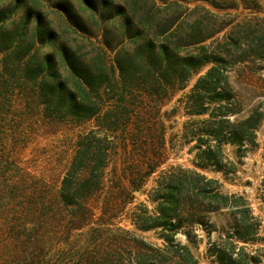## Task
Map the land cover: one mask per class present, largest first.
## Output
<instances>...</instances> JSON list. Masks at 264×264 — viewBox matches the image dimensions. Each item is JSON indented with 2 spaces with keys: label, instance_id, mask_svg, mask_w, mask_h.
<instances>
[{
  "label": "trees",
  "instance_id": "obj_1",
  "mask_svg": "<svg viewBox=\"0 0 264 264\" xmlns=\"http://www.w3.org/2000/svg\"><path fill=\"white\" fill-rule=\"evenodd\" d=\"M189 1H204L216 10L236 9L246 1L261 2ZM137 2L114 6L116 15L125 19L121 35L127 41L114 47L105 41L113 52L110 63L98 52L85 64L64 48L58 61L50 54L40 60L34 54L27 58L38 29L27 41L26 20L11 29L7 25L18 4L0 11V53H4L5 70L10 57L12 74L18 73V78L34 85L47 117H71L79 122L94 119L107 132L100 136L89 131L78 139L60 197L65 205H73L75 218L83 219L89 213L86 202L100 188L108 158L115 152L113 143L121 144L125 160L116 178L117 191L111 192L109 201L129 197L132 190L141 188L161 164L165 139L163 131L157 129L155 114L134 113L128 100L139 95L159 107L163 99L185 88L205 69L179 99L189 117L181 129L182 145H190L188 151L194 152L193 167L171 164L157 175L147 193L152 209L140 203L128 215L132 232L139 235L130 234L129 239L113 235L107 244L109 251L98 264H200L190 245L202 241V234L209 238L212 233L216 237L206 242V256L215 264L258 262L251 260L246 245H239L251 242L260 224L248 200L241 194L224 192L219 179L202 170L224 175L234 172L235 163L225 153V146L243 156L257 145V128L264 113L257 108L244 113L230 71L235 63H244L251 56L264 60V17L256 16L257 22L251 17L225 22L219 12L202 5L183 14L182 4L171 0L158 7L157 12L164 16L155 25L148 1H144L140 15ZM133 18L136 21L132 22ZM102 92L114 101L105 111ZM81 172L87 175L78 178ZM144 233H152L155 241Z\"/></svg>",
  "mask_w": 264,
  "mask_h": 264
},
{
  "label": "rangeland",
  "instance_id": "obj_2",
  "mask_svg": "<svg viewBox=\"0 0 264 264\" xmlns=\"http://www.w3.org/2000/svg\"><path fill=\"white\" fill-rule=\"evenodd\" d=\"M132 1L0 0V11L18 4L8 18L7 25L11 29L26 20L27 41L32 32L38 29V36L35 37L27 58L34 54L40 60L50 54L58 61L60 49L64 48L68 55L85 64L91 63L98 52H103L105 61L110 63L113 52L105 46V41L111 47L121 46L127 41L121 35L125 19L116 15L114 6L126 7ZM144 1L137 2L138 15L143 13ZM147 1L146 5L150 6L149 14H153L155 18L152 22L156 25L158 21H163L164 16L157 12L158 7L171 0ZM178 1L182 4L183 14H187L195 5H202L219 12L221 20L225 22H236L249 17L257 22L254 21L256 16L264 17V0L258 4L246 1L236 9L225 10L213 9L204 1ZM102 4L105 5L104 9H101ZM6 13L8 12L5 11L4 16ZM199 13L204 14V10L200 9ZM3 57L2 52L0 264H98L102 255L109 251L107 244L113 235H121L125 239H129L130 234L139 235V232H132L128 215L140 203L152 209L147 193L153 187L157 175L171 164L193 167L194 152L188 151L190 145H182L181 129L189 117L184 114L183 104L179 99L189 91L196 77L205 69L194 75L185 88L176 91L170 98L163 99L159 107L152 100L143 101L139 95L128 100L130 110L134 113L155 114L157 129L163 131L165 139L159 156L161 164L147 177L141 188L131 191V198L122 195L109 201L111 192L117 191L116 178L120 175L125 160L121 144L113 143L112 151L115 152L111 151L114 154L108 158L109 163L100 188L87 200L89 213L81 219L72 215L75 210L73 205L63 203L60 197L62 181L72 162L78 139L89 131H95L100 136L107 132L101 130L94 119L79 122L71 117L63 120L47 117L44 105L38 101L34 85L18 78V73L16 76L12 74L14 63L10 57L7 59L9 68L5 70ZM230 80L244 113L255 108L264 113L263 59L251 56L244 63H235L230 71ZM102 95L105 98L102 111H105L112 107L114 101L108 99L103 92ZM134 124L135 122L133 125L131 123L130 128ZM111 138L109 135V139ZM256 142L257 145L243 156H236L233 147L225 146V153L235 163L234 172L227 175L210 170L202 172L219 179L224 192L241 194L248 200L251 212L260 224L253 240L248 243L240 242L239 245H246L245 251L253 257L251 260L258 261L251 264H264V117L257 128ZM129 148L133 149L131 144ZM85 175L87 172H81L78 178ZM135 191L138 193L135 194ZM126 230L128 234L124 232ZM151 234L142 235L155 241ZM202 237V241L190 245L192 252L200 264H215L212 258L206 256V242L214 239L216 233H212L209 238L205 234Z\"/></svg>",
  "mask_w": 264,
  "mask_h": 264
},
{
  "label": "water",
  "instance_id": "obj_3",
  "mask_svg": "<svg viewBox=\"0 0 264 264\" xmlns=\"http://www.w3.org/2000/svg\"><path fill=\"white\" fill-rule=\"evenodd\" d=\"M138 193V191H135V194H137Z\"/></svg>",
  "mask_w": 264,
  "mask_h": 264
}]
</instances>
